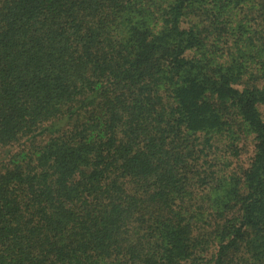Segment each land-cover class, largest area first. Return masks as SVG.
<instances>
[{"label": "trees", "instance_id": "1", "mask_svg": "<svg viewBox=\"0 0 264 264\" xmlns=\"http://www.w3.org/2000/svg\"><path fill=\"white\" fill-rule=\"evenodd\" d=\"M0 264H264V0H0Z\"/></svg>", "mask_w": 264, "mask_h": 264}]
</instances>
